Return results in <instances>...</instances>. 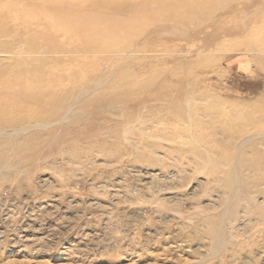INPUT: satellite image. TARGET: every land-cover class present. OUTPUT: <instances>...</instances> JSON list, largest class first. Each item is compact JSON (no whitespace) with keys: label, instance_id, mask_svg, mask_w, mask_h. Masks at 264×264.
Instances as JSON below:
<instances>
[{"label":"rangeland","instance_id":"rangeland-1","mask_svg":"<svg viewBox=\"0 0 264 264\" xmlns=\"http://www.w3.org/2000/svg\"><path fill=\"white\" fill-rule=\"evenodd\" d=\"M0 264H264V0H0Z\"/></svg>","mask_w":264,"mask_h":264},{"label":"bare ground","instance_id":"bare-ground-1","mask_svg":"<svg viewBox=\"0 0 264 264\" xmlns=\"http://www.w3.org/2000/svg\"><path fill=\"white\" fill-rule=\"evenodd\" d=\"M105 2V0H103V3ZM30 55H32V54H30ZM43 55V54H42ZM45 55V54H44ZM97 90V89H96ZM67 118V117H66ZM163 127V126H162ZM177 128V127H176ZM164 129H166V128H164ZM158 131V130H157Z\"/></svg>","mask_w":264,"mask_h":264}]
</instances>
